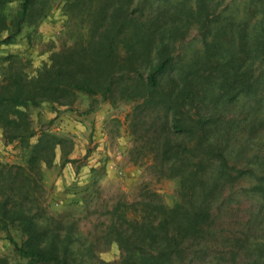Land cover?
Wrapping results in <instances>:
<instances>
[{"label": "trees", "instance_id": "16d2710c", "mask_svg": "<svg viewBox=\"0 0 264 264\" xmlns=\"http://www.w3.org/2000/svg\"><path fill=\"white\" fill-rule=\"evenodd\" d=\"M201 1L199 12L206 9ZM52 2L0 0V45L12 43L25 25H37ZM92 2H63L67 14L83 10L86 25L67 32L73 40L49 51L34 71L17 53L3 56L0 128L6 141L17 143L22 161L0 164V221L20 235L10 241L21 260L0 258V264H109L93 259L95 244L73 232L75 221L49 213L42 202L43 165L75 159L68 157L72 139L36 132L30 109L70 105L79 95L89 99V109L97 101L134 102L130 123L146 124L139 139L150 147L152 171L177 182L172 204L148 190L104 209L101 241L119 251L120 264H196L218 243L230 248L233 260L252 250L264 264V241L249 242L264 218V151L248 126L258 116L249 118L254 107L264 112V0H244L243 14L231 12L236 41L226 57L206 49L188 60L174 53V27L142 16L140 1ZM256 120L255 126L263 124L264 113ZM236 185L251 194L253 209L246 232L233 236L219 217Z\"/></svg>", "mask_w": 264, "mask_h": 264}, {"label": "rangeland", "instance_id": "374dc122", "mask_svg": "<svg viewBox=\"0 0 264 264\" xmlns=\"http://www.w3.org/2000/svg\"><path fill=\"white\" fill-rule=\"evenodd\" d=\"M53 0L47 15L35 26L25 25L12 43L0 45V67L6 63L3 56L17 53L26 70L34 71L46 54L57 49L63 43H69L75 33L84 28L85 18L81 11L72 8L70 14L65 12L63 2ZM140 1L142 16H154L160 26H173L172 38L174 53L183 60L196 58L206 49H213L215 56L228 55L233 40L232 26L229 24L231 12L238 16L243 14L244 0H203L206 5L199 12L198 0H132L133 5ZM93 6L96 0L92 2ZM133 5L129 8L132 9ZM131 15L139 12L130 10ZM248 10L245 11L247 14ZM234 22V21H232ZM225 24L226 27L223 28ZM89 99L79 95L70 105L43 102L30 109L32 125L36 132L50 129L67 134L72 139V148L68 157L75 160L60 165V160L42 167V202L47 211L53 215L73 220L81 239L93 241V259L102 258L109 264H120L119 251L101 241L106 207L115 202L139 199L148 190L159 192L164 202L172 204L175 200L177 182L173 178H160L151 168L150 147L139 139L146 124L132 126L130 111L134 102L118 100L115 104L97 101L89 109ZM262 105L254 107L249 118L258 115L248 125L252 132L260 136L264 150V123L255 126L257 118L262 116ZM246 125V120L243 121ZM20 148L15 141H6L0 128V164L21 163ZM259 170H264L261 168ZM5 183V182H4ZM241 185H246L241 181ZM229 203L220 207V221L226 233L239 235L246 232L248 222L245 220L252 210L251 194L244 192L238 185L232 188ZM255 207V205H254ZM264 213V210L261 209ZM10 236L16 241L20 235L14 230L3 227L0 221V258L10 262L20 261ZM249 242L264 241V218L256 235L250 234ZM98 239V242L96 240ZM230 248L215 244L196 264H262L254 258L252 250H247L231 259Z\"/></svg>", "mask_w": 264, "mask_h": 264}]
</instances>
